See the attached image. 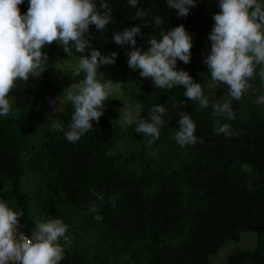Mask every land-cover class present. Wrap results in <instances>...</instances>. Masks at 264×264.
I'll use <instances>...</instances> for the list:
<instances>
[{"label":"trees","instance_id":"1","mask_svg":"<svg viewBox=\"0 0 264 264\" xmlns=\"http://www.w3.org/2000/svg\"><path fill=\"white\" fill-rule=\"evenodd\" d=\"M110 3L113 21L109 30L102 33L90 25L89 37L92 48L118 53L114 67L104 72L105 78L112 79L125 59V45L118 46L113 33L139 25L143 35L136 37V47L146 49L151 35L159 37L152 16L160 15L166 30L183 24L192 35L191 62L178 60V65L196 82L207 85L205 73L209 70L201 63L200 55L211 46L208 36L215 23L213 14L220 11L218 0H198L186 17H178V10L168 9L165 0H140L136 8L127 0ZM19 7L22 14L26 13L27 0ZM139 8L149 9L143 19L150 26L136 18ZM45 50L49 59L68 56L56 42ZM73 71L66 66L51 67L39 77L19 81L9 94L14 98V112L0 117V195L23 210L21 230L30 236L37 220L31 213V197L22 187L26 171L23 153L31 148L35 154L33 169L56 192V206L46 207L45 211L67 215L81 211L87 218L86 232L91 231L93 236L98 230L101 242L116 247L122 264H210L211 257L244 230L256 233V247L232 253L225 264H264L263 110L256 105L248 111L233 106L235 119L227 120L213 114L211 103L202 109L197 101L185 97L183 87L165 89L157 96L144 84L135 96L148 113V108L156 104H163L167 110L160 139L153 148L146 147L144 135L135 129L129 134L123 132L116 122L119 102L115 99L105 102V115L93 122V129L72 143L63 132L43 130L37 122L48 96H62L82 78L74 77ZM206 94L213 102L219 100L210 92ZM180 111L192 115L199 140L186 146L184 152L174 140L169 155L159 160L156 152L179 127ZM72 112L69 102L56 113V121H62L66 128ZM217 120L230 124L234 135L217 134ZM35 128L39 141L31 144ZM125 136L135 149L127 154L112 153L111 149ZM93 191L104 199H97ZM93 202L101 220L89 212ZM94 250L96 246L66 247L61 264H106L99 255L94 261L90 258Z\"/></svg>","mask_w":264,"mask_h":264},{"label":"clouds","instance_id":"2","mask_svg":"<svg viewBox=\"0 0 264 264\" xmlns=\"http://www.w3.org/2000/svg\"><path fill=\"white\" fill-rule=\"evenodd\" d=\"M24 2L0 0V117L14 112L10 92L19 81L27 82L41 75L49 60L45 49L56 42L68 57L80 54L73 76L82 78L64 90L65 101L73 107L71 122L66 128L62 121L51 123L52 130L63 132L67 141L75 143L93 129V122L105 115V102L118 90V83L99 71L102 65H115L118 53L105 55L92 48L89 39L90 25L102 33L109 30L113 7L110 0H27L29 7L22 14L19 5ZM197 2L165 0L168 9L178 10V17H186ZM139 3L140 0H127L132 8ZM218 4L220 11L213 14L215 23L208 36L211 46L204 64L213 85H227V96L214 102L205 92L206 82L198 83L188 71L178 68V60L184 64L191 62L193 47V37L183 24L166 30L164 18L153 15L152 24L160 30L159 37L151 35L146 49L136 47V37L143 35L139 25L115 31L113 40L118 46H132L129 67L139 69L140 76L151 78L156 87H183V95L197 101L202 109L211 103L214 115L234 120L233 100L240 101L249 92L254 77L264 82V0H218ZM148 14L149 9L139 8L135 16L150 26L143 19ZM256 102L264 104V92L256 97ZM144 109L139 101L124 104L118 121L142 133L146 147L151 149L160 139L167 110L163 104L153 105L148 108L146 119L141 115ZM58 110L59 106L55 112ZM178 115L179 127L172 138L181 147L195 145L199 137L192 115L184 111ZM214 131L226 137L234 135L230 124L220 120L216 121ZM92 194L104 199L95 191ZM89 212L95 214L94 219H102L95 202ZM23 216V210L0 198V264H61L66 246L72 243L67 235L68 225L61 217L41 218L35 221L29 236L21 230Z\"/></svg>","mask_w":264,"mask_h":264},{"label":"rangeland","instance_id":"3","mask_svg":"<svg viewBox=\"0 0 264 264\" xmlns=\"http://www.w3.org/2000/svg\"><path fill=\"white\" fill-rule=\"evenodd\" d=\"M132 50L131 45H125V59L121 69L114 73L112 76V80L117 84V92L115 93L112 99H115L119 102V115L116 118V122L121 126L123 132L129 134L134 127L132 126H124L118 119L120 118V111L124 107V104L137 102L136 94L141 90L142 85H147L149 90L160 96L163 92L162 89L155 86L151 78H144L140 76V70H133L128 65V53ZM210 48L201 52L200 60L204 67L207 65L204 64V59L209 54ZM105 55H110V51L103 52ZM78 58L65 57V58H50L47 62V67L45 69L51 67H69L74 69L75 60ZM114 67V65H102L99 69L101 72L109 71ZM178 68L179 65H178ZM208 68V67H207ZM105 74V73H104ZM208 74V73H207ZM205 73V77H208V83L205 86V92H210L214 97L222 99L227 96V85L226 84H215L213 85L210 79V75ZM252 87L249 92L240 100H233V106L240 108L242 110H249V108L254 107V105L260 107L264 112V104H258L256 102V97L259 96L262 92H264V82H262L258 76L254 77L251 81ZM127 87V88H125ZM141 87V88H140ZM125 88V89H124ZM66 91L62 96H48L44 101L41 108V115L37 122L38 126L43 130L52 129L51 123L56 121V113L62 110L67 103L65 101ZM124 103V104H123ZM59 106L60 110L55 112V109ZM141 115L146 118L149 113L145 108ZM38 132L35 128L32 131V136L30 137V143L34 144L39 141V137L37 136ZM130 138L125 136L122 140L115 144V146L111 149L112 153L121 152L122 154H127L129 150H134V144H129ZM177 144V143H176ZM175 146L174 139L170 137V139L156 152L157 159H163L164 157L169 155V147ZM178 148L179 145L177 144ZM181 151H187V147H180ZM35 154L32 152L31 148L27 149L23 153V160L26 163V171L22 176V187L24 191H26L31 197V213L34 218L47 219V218H55L61 217L64 222L68 225L69 231L67 235L71 238L72 243L67 245L66 247H76V248H84V247H93L96 246L97 250L91 251L89 253L90 258L94 261V258L99 255V260L104 261L106 264H122V257L118 259L116 254V247L112 248L108 242H101V235L98 230H94L93 236L90 231L88 234L86 231L89 230L88 226H86L87 218L83 215L81 211H75L71 215H67L64 212H60L58 214H50V212H46V207L56 206V192L55 190L47 183L44 182L43 177L40 172L33 169ZM88 235H87V234ZM95 236V237H94ZM103 241V240H102ZM63 243V241H61ZM257 244V235L254 232L244 230L240 231L234 239H231L225 243V245L211 257L210 264H225L228 261L229 256L240 250H252L256 247ZM96 254V255H95ZM96 262V261H95ZM251 264V263H247Z\"/></svg>","mask_w":264,"mask_h":264},{"label":"built area","instance_id":"4","mask_svg":"<svg viewBox=\"0 0 264 264\" xmlns=\"http://www.w3.org/2000/svg\"><path fill=\"white\" fill-rule=\"evenodd\" d=\"M0 198H2L1 195H0Z\"/></svg>","mask_w":264,"mask_h":264}]
</instances>
